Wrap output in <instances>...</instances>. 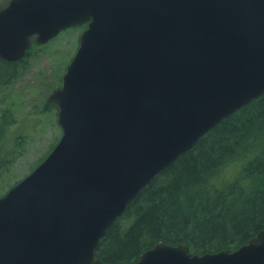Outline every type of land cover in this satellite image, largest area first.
Instances as JSON below:
<instances>
[{"label": "water", "instance_id": "obj_1", "mask_svg": "<svg viewBox=\"0 0 264 264\" xmlns=\"http://www.w3.org/2000/svg\"><path fill=\"white\" fill-rule=\"evenodd\" d=\"M87 22L47 98L62 135L0 197V264H107L97 246L130 201L264 93V0H10L0 57ZM129 264H264V229L202 254L160 241Z\"/></svg>", "mask_w": 264, "mask_h": 264}, {"label": "trees", "instance_id": "obj_2", "mask_svg": "<svg viewBox=\"0 0 264 264\" xmlns=\"http://www.w3.org/2000/svg\"><path fill=\"white\" fill-rule=\"evenodd\" d=\"M11 123L3 112L0 180L13 160L7 157L15 139ZM263 229L264 93L222 119L146 185L110 225L96 253L107 264H129L160 241L183 242L191 253L233 250Z\"/></svg>", "mask_w": 264, "mask_h": 264}, {"label": "rangeland", "instance_id": "obj_3", "mask_svg": "<svg viewBox=\"0 0 264 264\" xmlns=\"http://www.w3.org/2000/svg\"><path fill=\"white\" fill-rule=\"evenodd\" d=\"M8 1L0 0V7ZM83 29L70 27L45 44L35 43L21 63L6 66L0 57V76L6 74L0 82V116L3 112L10 116L9 129L15 138L7 152L13 160L0 180V192H6V188L33 171L59 141L62 128L57 119L58 108L45 104L48 95L62 85Z\"/></svg>", "mask_w": 264, "mask_h": 264}, {"label": "flooded vegetation", "instance_id": "obj_4", "mask_svg": "<svg viewBox=\"0 0 264 264\" xmlns=\"http://www.w3.org/2000/svg\"><path fill=\"white\" fill-rule=\"evenodd\" d=\"M83 27H84V29H85V28L87 27V23L83 24ZM84 29H83V30H84Z\"/></svg>", "mask_w": 264, "mask_h": 264}]
</instances>
